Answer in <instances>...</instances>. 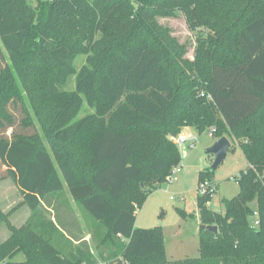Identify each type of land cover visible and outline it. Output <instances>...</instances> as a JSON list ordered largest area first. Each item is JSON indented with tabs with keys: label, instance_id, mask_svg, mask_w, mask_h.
I'll return each mask as SVG.
<instances>
[{
	"label": "trees",
	"instance_id": "trees-1",
	"mask_svg": "<svg viewBox=\"0 0 264 264\" xmlns=\"http://www.w3.org/2000/svg\"><path fill=\"white\" fill-rule=\"evenodd\" d=\"M40 4L0 0V180L12 178L31 209L26 227L15 232L41 246L44 259H11L23 242L14 236L0 243V262L99 264L89 247L73 241L70 254L56 248L57 238L63 243L80 231L68 190L105 230L97 242L103 263L123 256L133 264H264V0ZM178 6L201 33L204 66L186 58L187 47L159 19ZM84 18L92 22L87 29ZM72 25L93 55L77 74L76 88L64 93L60 82L84 50L70 37ZM95 31L102 33L98 40ZM37 66L54 72L34 95L29 80ZM45 98L61 100L44 115L38 111L36 121L30 103ZM84 98L95 111L73 121ZM213 125L215 136L227 128L231 147L246 156L248 166L235 177L240 192L222 200L224 212L209 206L212 193H200L201 225L218 231L200 226V255L170 260L162 227L138 228L136 210L181 163L174 137L186 127L202 133ZM212 172L201 170V181L214 183Z\"/></svg>",
	"mask_w": 264,
	"mask_h": 264
},
{
	"label": "rangeland",
	"instance_id": "rangeland-1",
	"mask_svg": "<svg viewBox=\"0 0 264 264\" xmlns=\"http://www.w3.org/2000/svg\"><path fill=\"white\" fill-rule=\"evenodd\" d=\"M44 0H29L33 7L41 5ZM162 25L171 29L173 37H177L179 41L184 44L188 53L186 58L200 65H205L203 62V54L199 51V45L197 37L201 34L200 31L190 27L189 18L185 11L178 6L177 9L168 17L159 18ZM121 20V19H120ZM83 28L91 24L87 19H83ZM72 41L81 45L84 50L74 61V72L68 77L66 81L60 82V90L64 93L74 90L76 88L75 79L82 66L93 55V52L89 49L87 37L82 34L81 29L78 26L72 25L70 27ZM81 31V32H80ZM95 40L101 37L100 31H95ZM1 42V40H0ZM4 54L8 55L7 50L3 47ZM228 52V51H227ZM229 57L232 56V52H229ZM54 70L48 68H42L37 66L32 70L33 76L30 77L29 84L33 88V93L36 95L41 86L46 85L49 75H52ZM23 94L26 99L29 98L27 89H24L23 84L19 82ZM63 93V94H64ZM62 98V96H61ZM61 100L45 98L41 100L37 105L30 103V116L36 121L38 119V111L44 115L47 112V107L53 106L56 102ZM95 111V108L90 106L87 99L84 98L83 107L78 113L77 117L73 121L79 120L85 115ZM217 126L222 125L220 117L216 115ZM214 123V124H215ZM214 126V125H213ZM187 133H197L199 136L198 143L194 148L187 147L188 149H181L182 161L179 165L173 167L176 168L175 175L178 180L170 182L165 181L160 187L156 189L149 197L144 201L139 209L136 210V226L138 228L150 229L156 226H161L163 236L165 238L163 251L170 260H181L183 258H196L200 255V238L199 228L201 226V220L199 219L198 204H196L197 197L200 194L199 183L201 181L200 171L209 169L215 157L213 154H208L207 150L212 146L218 138L229 137L231 140V132L226 128L224 131L219 130L217 136L212 135L208 130L199 133L194 127L185 128ZM248 166L246 156H244L242 150L239 147L231 148L226 156V159L220 164V166L213 170L212 180L216 185V190L211 194L209 198V206L217 211L224 212L225 206L222 204L223 199L232 198L240 192L236 176L241 173L242 169ZM172 173H168L169 175ZM168 175V176H169ZM65 197L71 198L68 190L65 191ZM212 193V192H211ZM71 201V216L77 219L78 227L80 231H75L77 237L71 236V238H64L63 243L58 238L55 240L57 249L70 254L68 246L75 243L77 247L86 248L89 247V251L94 253L96 260L99 264H103L101 257L98 253V243L104 240L105 230L95 224L92 218L86 213L83 207H81L77 201L73 198ZM183 209L185 215L180 212ZM0 243L10 241L11 237L17 236L21 242L19 252L15 253L11 257L13 260H24L27 256L33 259H44L41 255L40 247H37L31 239L25 234V232H15V229L19 230L22 227H26V222L31 214V209L28 207L22 194L19 192V188L12 178L0 180ZM51 216L53 215L50 214ZM68 237V234L65 233ZM68 240V241H67ZM123 242L121 239H119ZM98 242V243H97ZM82 245V246H81ZM57 250L54 249V252ZM6 260H10L7 258ZM128 261V260H127ZM130 264V261H128ZM6 263L5 261L0 262Z\"/></svg>",
	"mask_w": 264,
	"mask_h": 264
},
{
	"label": "built area",
	"instance_id": "built-area-1",
	"mask_svg": "<svg viewBox=\"0 0 264 264\" xmlns=\"http://www.w3.org/2000/svg\"><path fill=\"white\" fill-rule=\"evenodd\" d=\"M215 131H216L215 126L209 128L208 130V132L212 135H214ZM198 140H199V136L197 133H187L185 129H183L181 132L178 133V135L174 137V142L178 145L180 150L187 149V147L194 148V146H196V144L198 143ZM175 170L176 168L172 170V173L167 178V180H169L170 182L176 181L178 179V177L175 175L176 172ZM199 189H200V193L203 195L211 194V192L213 194V192L216 190L215 183L209 182L208 180L201 181L199 183ZM258 215H259L258 211H255L254 216L255 218H257L254 221L255 226H258L260 222ZM103 264H130V263L127 261V259H125V257L119 256L117 260L113 262L105 261Z\"/></svg>",
	"mask_w": 264,
	"mask_h": 264
},
{
	"label": "water",
	"instance_id": "water-1",
	"mask_svg": "<svg viewBox=\"0 0 264 264\" xmlns=\"http://www.w3.org/2000/svg\"><path fill=\"white\" fill-rule=\"evenodd\" d=\"M232 141L228 137H221L218 138L215 143L210 146V148L207 150L208 154H213L215 157V160L212 164V169H216L220 166V164L226 159L228 150L231 148ZM206 229L208 232H217L218 226L217 225H201Z\"/></svg>",
	"mask_w": 264,
	"mask_h": 264
},
{
	"label": "crops",
	"instance_id": "crops-1",
	"mask_svg": "<svg viewBox=\"0 0 264 264\" xmlns=\"http://www.w3.org/2000/svg\"><path fill=\"white\" fill-rule=\"evenodd\" d=\"M186 128H188V127H186ZM228 138H229V137H228ZM229 139H230V138H229ZM230 141H231V140H230ZM232 143H233V142H232ZM231 148H232V147H231ZM231 148H230V149H231ZM187 149H188V148H187ZM230 149H229V150H230ZM229 150H228V151H229ZM181 155H182V154H181ZM177 180H178V179H177ZM71 198H72V197H71ZM71 198L68 197L69 201H71V200H70ZM196 204H197V201H196Z\"/></svg>",
	"mask_w": 264,
	"mask_h": 264
}]
</instances>
